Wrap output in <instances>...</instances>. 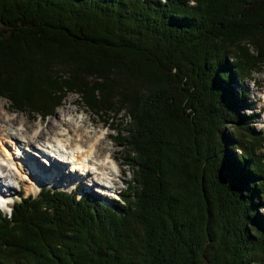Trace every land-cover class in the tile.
I'll use <instances>...</instances> for the list:
<instances>
[{
    "label": "trees",
    "instance_id": "1",
    "mask_svg": "<svg viewBox=\"0 0 264 264\" xmlns=\"http://www.w3.org/2000/svg\"><path fill=\"white\" fill-rule=\"evenodd\" d=\"M263 68L264 0H0V98L46 119L76 95L131 174L122 202L0 212V264H264Z\"/></svg>",
    "mask_w": 264,
    "mask_h": 264
},
{
    "label": "bare ground",
    "instance_id": "2",
    "mask_svg": "<svg viewBox=\"0 0 264 264\" xmlns=\"http://www.w3.org/2000/svg\"><path fill=\"white\" fill-rule=\"evenodd\" d=\"M5 102V101H4ZM5 105L1 107V109H5ZM70 116L73 122H66L63 118L60 126H67L66 130H60L59 128H55L52 124L49 126L47 131H39L36 130L34 135L29 136H20L17 135L10 129L5 128L3 125H0V189L5 190V195L9 196L14 189L12 185L7 186L6 181L9 178L16 177V180L22 177H29L31 173L32 179H34V184H32V189L34 191L38 190V184L50 183L52 178H46V174H50L47 170V167L41 163L35 162L34 155L30 156V154L23 153V156H30L31 161L34 164V167L30 165V162H25L22 160L21 156H18L19 152L17 150L21 148L28 149L33 152H37L38 147H47V148H56V149H65L64 154H60V158L53 159L52 165L49 167H53L54 173H58L59 170L66 172V169H69L70 172L77 175V178L74 179L75 183L79 182L84 183L85 181H89L87 179H91L93 185L97 186V188L109 189L110 186L107 185V180H110V176H115L116 172L119 171V166L116 162L117 158L111 153H108L104 158L99 157V145L103 139L106 138V135L103 133H97L94 140L88 146H85L81 142H87L90 136H80V139L77 141H73L72 139L66 138L71 132L80 131V128L77 126L79 122H77L74 118L73 112L70 113ZM1 118V117H0ZM15 120V119H14ZM24 122V121H21ZM27 123V122H26ZM25 122L23 123L25 127ZM68 125H67V124ZM101 134V135H100ZM90 135V134H89ZM17 151V152H16ZM70 153H77L74 155V159L71 158ZM71 163V164H70ZM71 167V168H70ZM52 169V168H51ZM110 170V173H107ZM29 172L28 176L27 173ZM52 172V171H50ZM82 172H84L82 174ZM64 173L60 176V178L64 175ZM66 174V173H65ZM93 175V176H92ZM22 176V177H21ZM53 177V175L51 174ZM99 179H96L97 177ZM36 177V178H35ZM79 177V178H78ZM65 179V178H64ZM69 179V177H68ZM80 179V180H78ZM94 179V180H93ZM96 179V180H95ZM39 180V181H38ZM62 180V178H61ZM112 180V179H111ZM71 181V180H70ZM73 181V179H72ZM82 181V182H81ZM90 181V182H91ZM31 181L28 179V184ZM72 183V182H71ZM100 183V184H98ZM73 187L75 184H73ZM27 186V185H26ZM16 186L15 188H18ZM31 187V186H30ZM88 189V188H87ZM2 194V195H4ZM9 206V205H8Z\"/></svg>",
    "mask_w": 264,
    "mask_h": 264
},
{
    "label": "rangeland",
    "instance_id": "3",
    "mask_svg": "<svg viewBox=\"0 0 264 264\" xmlns=\"http://www.w3.org/2000/svg\"><path fill=\"white\" fill-rule=\"evenodd\" d=\"M253 78H254V83H253V81L252 82L246 81V82H244V86L246 88H248L249 101L252 102L253 104L257 102L255 104L254 112H257L260 109H261L260 111H264V68L262 70H260L257 74H254ZM234 87L236 88L235 90L241 89L240 87H237L236 84ZM4 101L6 102L5 109H1V107H3V105H5ZM78 101L79 100H78L76 95L69 94V96H67L66 99L63 101L61 107H58V109L56 110L55 114L52 115V117H49L46 120H42L40 118L36 119L35 117H32V115L28 112H25V113L14 112V111L10 112V110H12V109L9 108L7 101L4 98H0V117H1L0 118V125H3L5 128L12 130L17 135L19 134L20 136H23V134H24V136H29V137H30V135H34L36 130H39L41 132L47 131L49 126L52 124L55 126V128H59L60 130L64 131L67 129V126H65V127L60 126V124L62 122L61 119L63 118L66 122H68V121L73 122L70 116H65V115H70V113L73 112L75 120L77 122H79L77 124V126L80 128V131H78V132L73 131L66 138H68L70 140L72 139L73 141H77L80 139L81 135H83L85 137L90 136V138L87 140V142H85V143L81 142L85 146H88L91 143V141L94 140V138L96 137V134L101 133L100 130H102V132H104V133L107 132L108 134L109 133L112 134L110 129H108L107 127L105 128V126H103V124L101 122L102 119L99 116H96L94 114L92 115L91 113L87 112L86 109L79 106ZM245 111H246V113L251 112L249 108H246ZM260 115L261 116L254 123L255 129H258V130H260L264 126V113H262ZM21 121H24L25 123L27 122L25 124V127H23L24 122H21ZM111 152L117 158L116 162L119 166V171H121L122 169L127 170L128 168H126L125 165H123V162L125 161V154H124L125 151L122 150L121 146L118 147L117 145H115L112 142V140L110 139V137L107 136L105 139H103L101 141V143L99 145V157L104 158L108 153H111ZM59 169L60 168H58V170H57L58 173L57 172L54 173L53 167H50L49 169L47 168V170L49 171L50 174L49 175L46 174V178H52L54 180H52L50 183L41 184L42 185L41 187H43V188L46 187L49 189L53 188L56 190L57 189H62V190L66 189V190L71 191L73 188L72 183L76 184L74 182L76 180H74V179L77 178V175L75 176V174L70 172V170L67 168H65L66 174L64 173V171H62V170L60 171ZM50 171H52V172H50ZM63 173H64V175L61 177L62 178V180H61L60 176ZM107 173H110V170ZM28 174H29V172L27 173V176H28ZM51 174L53 175V177L51 176ZM31 176L32 175L30 173L29 177H26V176L24 177V178H27L31 181V185H30V183L28 184V182L25 181L23 184H20L21 188H15L16 187V179H14L15 177L10 179L12 184L15 185V187H13L14 189L12 190V195H13L14 200H19L23 195H28V194L36 196L38 190H40V188H39L40 184L37 183L38 190L34 191L32 189V184H34V179H32ZM68 177H69V179H68ZM95 178L100 180L99 176H98V178L97 177H95ZM110 178L112 180L111 179L107 180V185L110 186L111 185L110 182L116 181L117 184L115 185V189L117 192L118 191L120 192L121 189L123 187H125L124 182H127L128 180H130L131 174L130 173H126V174L123 173V177H120L119 174L118 175L115 174V176H113V177L110 176ZM72 179H73V181H72ZM78 180H80V179H78ZM87 180L91 181V179H87ZM121 180H124V182L122 183ZM89 181L84 180V183L82 182L80 187L83 190H85L86 192H90V193L96 195L98 198H100L101 195H99L97 193V191H95V189L103 192L101 190L102 188H97V186L92 185V183H90ZM98 184H100V183H98ZM102 187H104V186H102ZM259 210H261V209H259ZM4 211L8 212L9 209H7V210L5 209Z\"/></svg>",
    "mask_w": 264,
    "mask_h": 264
}]
</instances>
